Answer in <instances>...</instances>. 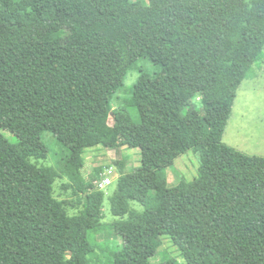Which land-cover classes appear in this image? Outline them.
Wrapping results in <instances>:
<instances>
[{
	"label": "trees",
	"instance_id": "1",
	"mask_svg": "<svg viewBox=\"0 0 264 264\" xmlns=\"http://www.w3.org/2000/svg\"><path fill=\"white\" fill-rule=\"evenodd\" d=\"M263 50L264 0H0V264H91L105 194L82 157L99 146L141 151L109 198L115 264H153L163 237L183 263L159 264H264V158L223 143ZM143 58L159 73L141 72L114 108ZM46 133L74 148L64 164L32 162L48 157ZM191 150L198 177L166 187ZM63 178L77 215L54 197Z\"/></svg>",
	"mask_w": 264,
	"mask_h": 264
},
{
	"label": "rangeland",
	"instance_id": "2",
	"mask_svg": "<svg viewBox=\"0 0 264 264\" xmlns=\"http://www.w3.org/2000/svg\"><path fill=\"white\" fill-rule=\"evenodd\" d=\"M134 2H147L148 0H132ZM160 68L147 58L140 59L128 72L124 86L115 94L112 101L114 108L130 98L133 86L138 81L141 72L152 76L159 73ZM113 125V121H110ZM12 143L17 142L13 134L3 131ZM44 142L49 149L46 160L32 162L37 166H60L70 157L73 147H63L51 134H44ZM223 143L243 154L264 158V50L253 67L252 75L243 81L237 93L232 116L223 136ZM82 176L88 184H94L103 177L107 168L113 167L118 177L111 187L104 190L105 199L102 206L103 227L92 236L94 253L91 264H115V255L122 250L123 239L110 225L122 218L114 217L111 213L109 198L117 188V181L123 174L132 173L141 166V151L139 149L119 148L106 149L102 146L87 149L83 154ZM201 160L200 155L188 151L173 166L166 171V187H175L181 181H193L199 175ZM67 178L58 179L54 185V197L59 201L68 202L69 215L79 214L82 206V195L77 192L76 186ZM132 208L143 211L137 203L131 204ZM166 259H176L183 263L179 249L168 237L162 238V244L157 256L152 259L153 264H159Z\"/></svg>",
	"mask_w": 264,
	"mask_h": 264
},
{
	"label": "built area",
	"instance_id": "3",
	"mask_svg": "<svg viewBox=\"0 0 264 264\" xmlns=\"http://www.w3.org/2000/svg\"><path fill=\"white\" fill-rule=\"evenodd\" d=\"M117 177L118 173L113 167L107 168L103 174L102 179L95 182L96 188L99 191L107 190L110 186L114 185Z\"/></svg>",
	"mask_w": 264,
	"mask_h": 264
}]
</instances>
